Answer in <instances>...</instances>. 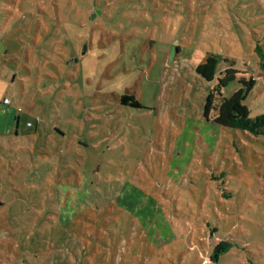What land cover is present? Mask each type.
<instances>
[{"label":"rangeland","instance_id":"1","mask_svg":"<svg viewBox=\"0 0 264 264\" xmlns=\"http://www.w3.org/2000/svg\"><path fill=\"white\" fill-rule=\"evenodd\" d=\"M256 47L264 0H0V264H264V135L197 72L257 120Z\"/></svg>","mask_w":264,"mask_h":264},{"label":"trees","instance_id":"2","mask_svg":"<svg viewBox=\"0 0 264 264\" xmlns=\"http://www.w3.org/2000/svg\"><path fill=\"white\" fill-rule=\"evenodd\" d=\"M256 53L261 61V66L264 69V52L261 47H256ZM220 59L214 56H209L205 63L197 68V72L208 82L218 80L221 87L228 86L229 83L238 81L242 85L230 98H224L221 104L217 107L214 104V96L211 94L205 106V116H209L213 110H217L218 114L214 118V122L223 127L231 129H239L245 132H250L255 135H264V114L257 120L250 117V109L245 104L250 93L257 85L254 78L238 77L239 71L229 67L225 70L223 78L218 76V67ZM124 105H131L135 108H141V103L132 95H124L121 98ZM232 244L222 241L217 244L210 257L213 264L219 260L220 254L226 253Z\"/></svg>","mask_w":264,"mask_h":264},{"label":"built area","instance_id":"3","mask_svg":"<svg viewBox=\"0 0 264 264\" xmlns=\"http://www.w3.org/2000/svg\"><path fill=\"white\" fill-rule=\"evenodd\" d=\"M5 104H9L10 102L8 100H5ZM205 264H213L212 260L209 259Z\"/></svg>","mask_w":264,"mask_h":264},{"label":"crops","instance_id":"4","mask_svg":"<svg viewBox=\"0 0 264 264\" xmlns=\"http://www.w3.org/2000/svg\"><path fill=\"white\" fill-rule=\"evenodd\" d=\"M10 104H11V102H10L9 104H5V105L7 106V105H10ZM13 119H14V118H13Z\"/></svg>","mask_w":264,"mask_h":264}]
</instances>
